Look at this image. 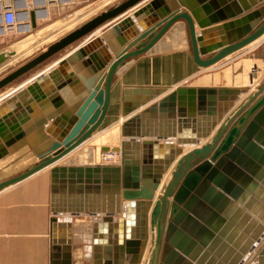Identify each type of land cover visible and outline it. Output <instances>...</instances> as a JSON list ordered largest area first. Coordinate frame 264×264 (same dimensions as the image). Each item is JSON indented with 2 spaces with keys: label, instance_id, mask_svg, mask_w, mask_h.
Listing matches in <instances>:
<instances>
[{
  "label": "water",
  "instance_id": "water-1",
  "mask_svg": "<svg viewBox=\"0 0 264 264\" xmlns=\"http://www.w3.org/2000/svg\"><path fill=\"white\" fill-rule=\"evenodd\" d=\"M131 9V15L82 45ZM231 9L235 15H227ZM147 17L149 26L143 23ZM27 18L26 31L35 29L34 14ZM134 23L143 32L128 42L124 32ZM178 23L184 25L180 31L194 65L208 70L264 37V0H125L11 73H0L2 90L76 45L0 101V160L26 146L37 159L0 182V193L51 167L50 264H73L72 220L82 215L93 217L86 249L93 264H142L149 244L144 264H241L256 248L257 264H264V83L234 109L240 91L248 89L176 87L168 94L124 89L122 139L118 147L103 149L118 154L119 165L56 166L102 124L118 70L152 50ZM36 42L30 34L0 51V68L23 52V43ZM48 122L51 130H45ZM100 196L109 208L99 205Z\"/></svg>",
  "mask_w": 264,
  "mask_h": 264
},
{
  "label": "crops",
  "instance_id": "crops-1",
  "mask_svg": "<svg viewBox=\"0 0 264 264\" xmlns=\"http://www.w3.org/2000/svg\"><path fill=\"white\" fill-rule=\"evenodd\" d=\"M95 1L98 2V6L104 0H0V51L10 47L18 40L27 37L30 34H33L37 41L36 44L30 47L21 45L23 52L2 66L0 68V73H2L3 70L9 69L6 73L9 74L26 64L37 55L44 52L51 43L66 35L72 28H74V26H78L80 23L84 22L87 17L94 15L95 8L93 9L92 6L93 3H96ZM246 1L252 3L255 0ZM118 4L119 3H116V5ZM4 6H12L16 12V25L10 31L3 28L1 20V11ZM132 11L133 9L127 11L117 19L102 26L95 31V33L84 38V40H82L83 42H80H82L83 45L94 37H98L100 33L108 27L124 17L131 15ZM81 12L87 16L80 18ZM29 13L34 14L36 27L35 29L26 31L27 26L30 25V20L27 18ZM235 14L236 11L233 9L227 13V15ZM143 23L151 24L149 22V17L145 18ZM178 25H180L179 28H171L162 40L152 48V50L137 58L128 60L127 63L118 70L111 87L110 105L102 124L89 141L67 157L60 160L56 166L94 165L93 163H95L97 157L104 148L119 146V142L122 139L120 127L123 120H125L122 115L123 105L121 101V95L124 89H166L167 94L173 91L176 87H229L250 89L255 87L256 77H260L261 74H264L262 73L264 70H260L257 73L258 75H256L255 67L256 59H260L258 52L261 51L260 48H264V37L250 44L241 51L228 56L214 67L208 70H201L194 65L189 41L184 32L180 31L183 29V23H178ZM218 25L222 24H217L216 26ZM140 26V24L138 25V23H134L133 28L124 32L128 42L131 40L133 33L139 35L143 32ZM146 26L149 25L146 24ZM195 28L196 31H199L196 26ZM214 39L216 40L217 38ZM75 46L76 45L69 47L63 53L46 61L24 77L0 90V101H4L18 88L29 85V83H31L36 77L48 71L61 59H64L66 54L70 53ZM102 47L104 48V46ZM250 53L252 55L243 60L248 61L250 65L248 66V62L245 65L242 61L240 63L238 59L245 57V55ZM255 53H258V56H255L256 58L254 59L253 55ZM98 57H96V62L99 61V59H102V55L99 54ZM110 57L112 60L114 59L112 55ZM82 61H86V58ZM240 66H246L248 71L245 74V83L243 78V84L241 86L232 87L233 85L230 86L231 84L229 85V82L226 81H224L226 84H219L217 86H194L190 84L191 80H193L199 73L207 72L209 70L224 69L221 71V74L226 75L231 69ZM249 76L253 78L251 84L248 82ZM200 83L206 84L205 82ZM73 93L75 95V92ZM137 99H140V96H138ZM240 103L241 100L239 99L234 103L232 109ZM232 109L229 110L228 114ZM147 122L153 123L152 120H147ZM50 126L51 122H48L45 126V130H51L52 128H50ZM56 131L59 133L58 130ZM114 132H118L117 135L114 134L115 136L110 137L111 139L115 138L114 141L96 143V141L100 140L103 136ZM206 141L207 140H202L201 143H206ZM36 161V157H34L31 150L26 146L18 152L8 155L0 160V174L6 170L14 176L20 175L26 169L35 164ZM50 169L51 167L46 168L23 182H20L0 193V264H50V219L52 217L50 209ZM6 171L4 172L5 174L8 173ZM158 194L159 192L157 191L154 200ZM100 198H102V203L99 205L103 209L109 208L110 205L108 200L106 199L105 201V198L102 196H100ZM123 202L124 200L121 198L120 194V210ZM102 216L103 213L96 215L97 221H100ZM62 219L65 218L62 217ZM92 221L93 217L89 215L75 217L72 220L73 264H93L91 253L86 251V249L89 248L88 245H90L92 234L90 231V224ZM106 234L107 232L104 234L105 237H107ZM146 259L147 256L144 255L142 264H144ZM217 262L220 261L217 260Z\"/></svg>",
  "mask_w": 264,
  "mask_h": 264
},
{
  "label": "rangeland",
  "instance_id": "rangeland-1",
  "mask_svg": "<svg viewBox=\"0 0 264 264\" xmlns=\"http://www.w3.org/2000/svg\"><path fill=\"white\" fill-rule=\"evenodd\" d=\"M123 1H125V0H120V1L119 0H113L109 5H107V6L103 7V8H100V9H98L99 7L97 6V3L98 2L95 1L96 3H93V6H92L93 9L96 8L94 10L95 11V14L94 15H90L89 17H87V19L84 20V22L80 23L78 26H80L83 23L87 22L91 18L99 15L100 12H103V11H105L107 9H110V8L115 7L116 6V3H121ZM80 8H81V6H80ZM79 10H81V9H79ZM82 15H84V14L81 12L80 18H82V17L84 18L85 16H87V15H84V16H82ZM78 26H74V28H72L71 31L73 29L77 28ZM71 31H69V32H71ZM260 50L261 51L258 52L260 59H256V61H255L256 62V64H255V67H256V75H258L257 73L260 70H264V48H262V49L260 48ZM258 53H255L253 55L254 56V59L256 58L255 56H258L257 55ZM251 55H252L251 53L250 54H247V55H245V57H242V58H240L238 60L240 61V63H241V61L244 62V65H245L248 61H243V60H245V58H248ZM249 65H250V63L248 62V66ZM223 70L216 69V70H209L207 72L199 73V74H197L195 76V78L193 80H191L190 84H192L194 86H217L219 84L222 85V84H226V82H229V85L231 84L230 86L233 85L232 87H235V86H241L243 84V78H244V83H245V78H246L245 74L248 72L246 66L245 67L240 66L238 68L231 69L228 73L226 72L227 73L226 75L221 74V71H223ZM262 73H264V72H262ZM224 81H226V82H224ZM200 82H205L206 84H201ZM255 82H256L255 87L254 88H250L249 89L250 91L256 89V87L258 85H261L262 83H264V74H261L260 77L257 76ZM117 131H118V129H117ZM114 134L117 135L118 132H114V133L107 134L106 136H103L102 138H100V140L96 141V143H104V142H108V141H114L115 138H113V139L110 138L112 136H115ZM115 143H117V142H115ZM101 153H104V152L102 151ZM101 153L97 157V160L95 161V163H93L94 165L95 164L101 165V162H100ZM105 162H107V161H105ZM116 165H119V162ZM116 165H114V166H116ZM6 172H8V171H6ZM3 173L0 174V182L5 181L7 179H10L12 176H14V175L10 174L9 172H8L9 174L8 173H6V174L4 173L3 174Z\"/></svg>",
  "mask_w": 264,
  "mask_h": 264
},
{
  "label": "bare ground",
  "instance_id": "bare-ground-1",
  "mask_svg": "<svg viewBox=\"0 0 264 264\" xmlns=\"http://www.w3.org/2000/svg\"><path fill=\"white\" fill-rule=\"evenodd\" d=\"M113 0H104L102 3H100L99 5H98V7L99 8H103V7H105V6H107V5H109L111 2H112ZM120 1V0H119ZM96 9V8H95ZM95 33V32H94ZM23 46H25L26 45V43H24V44H22ZM27 47V46H26ZM252 90V89H251ZM255 90L256 89H254V90H252V91H250L249 89H248V91L247 92H244V91H240V93H239V98H240V100H241V102H244L246 99H247V97L250 95V94H252V93H254L255 92ZM11 95H13V93H11ZM10 96V95H9ZM8 98V97H7ZM111 148H113V147H108V149H111ZM189 149V147L188 148H186V149H184V151H186V150H188ZM119 155L118 154H115V153H113V152H111L110 150L106 153V152H104V153H101V156H100V162H101V165H116L118 162H119ZM105 161H108V162H105ZM95 165H99V164H95ZM173 169V168H172ZM172 169H170L169 171H168V173L164 176V179H163V184H162V186L163 185H165L166 183H167V181H168V179L170 178V174H171V171H172ZM160 191H161V187H160ZM160 193V192H159ZM92 224V223H91ZM91 224H90V226H91ZM86 236V235H85ZM88 239V238H87ZM84 240V239H83ZM86 241V240H85ZM150 248V244L148 245V249ZM148 249H147V251H146V254H145V256H147V258H148ZM147 260V259H146ZM255 257L252 259V261H251V259H250V257H249V260H248V262H250L251 264H255Z\"/></svg>",
  "mask_w": 264,
  "mask_h": 264
},
{
  "label": "built area",
  "instance_id": "built-area-1",
  "mask_svg": "<svg viewBox=\"0 0 264 264\" xmlns=\"http://www.w3.org/2000/svg\"><path fill=\"white\" fill-rule=\"evenodd\" d=\"M1 20H2V24H3V28L7 31L12 30L15 25H16V12L14 11V9L12 8V6H4L2 11H1ZM107 153V152H106ZM108 162V161H107ZM257 251L258 248L254 249L253 251H251L250 254H248L244 260L242 261L241 264H251L250 262L252 261V259L255 257V264L258 263V256H257ZM249 257L251 259L250 262H248Z\"/></svg>",
  "mask_w": 264,
  "mask_h": 264
}]
</instances>
